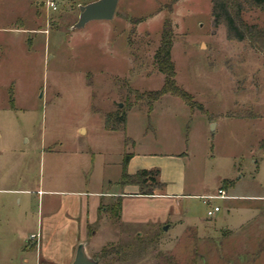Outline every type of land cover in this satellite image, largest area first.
Masks as SVG:
<instances>
[{"label": "rangeland", "instance_id": "1", "mask_svg": "<svg viewBox=\"0 0 264 264\" xmlns=\"http://www.w3.org/2000/svg\"><path fill=\"white\" fill-rule=\"evenodd\" d=\"M93 1L0 0V177L29 178L32 190L53 176L73 178L69 185L78 187L75 179L82 177L91 189L98 187L97 174L92 177L84 165L108 157L114 161L126 147L178 154L192 191L203 185L215 193L225 177L238 179L240 193L264 191L263 55L246 41L227 39L223 25H213L211 0H179L172 11L169 0H119L111 20L75 29L79 6ZM166 18L174 26L178 85L203 103L205 112L192 111L171 94L151 107L141 95L164 83L153 57ZM246 18L263 25L264 11H251ZM128 104L133 108L127 111V134L106 130L104 115ZM227 112L235 117L223 116ZM126 136L136 146L126 143ZM108 168L109 177H119V166ZM1 196L6 205L0 206V224L10 216L16 230L30 233L38 195L34 192L27 207ZM216 202L222 212L209 218L214 245L203 257L193 249L195 242L175 230L165 232V225L119 223V238L107 246L117 247L111 264H168L172 259L219 264L218 229L238 222L239 209L228 214L225 201ZM189 203L195 223L208 217L207 204ZM26 210L33 213L28 223ZM23 247L22 240L12 245L0 240V264H36L35 253Z\"/></svg>", "mask_w": 264, "mask_h": 264}, {"label": "crops", "instance_id": "2", "mask_svg": "<svg viewBox=\"0 0 264 264\" xmlns=\"http://www.w3.org/2000/svg\"><path fill=\"white\" fill-rule=\"evenodd\" d=\"M156 102L158 103V100ZM222 114L235 117L229 112ZM128 120L129 116H127L126 134ZM214 121L211 119V122ZM81 129H84L86 133L85 128L81 127ZM153 129L155 132L158 131V116ZM129 138L136 146L134 139L131 136ZM125 152L133 154L128 164L130 173L140 169L159 168L160 180L166 184L165 190L154 195H141L135 185L121 187L118 181ZM180 162V157L176 153H159L150 149L130 151L125 147L114 161L113 158L108 157L99 162L94 159L93 162H87L84 165L83 170L92 171V177L94 173L97 174L98 187L92 186L91 189L87 188V180L82 177L75 179L78 187L69 185L71 181H74L73 178L53 176L41 179L37 189L32 190L29 189V184L32 183L29 178H21L23 183L17 177L1 176V194L8 195L9 199H15L19 205L25 203L27 207L29 202L33 201L32 195L35 192L38 195L39 210L30 233L16 230L12 226L11 217L5 215L4 222L0 224V240L10 245L16 239L22 240L23 251L27 254L35 253L36 264H73L80 244H84L88 256L97 259V264H111V255L103 256L102 250L119 238L116 225L119 226V223L160 224L165 225V232L175 230L195 242L193 249H200L203 257L208 253L207 249L214 245V237L210 235L214 226L210 225L209 218L222 212V206L216 202L221 199L227 205L228 214L232 208H238L239 211L237 212L238 222L232 221L218 229L219 264H264V191L240 193L236 190L238 179L225 177L219 180L221 183L219 188L224 189L228 197L206 201L205 196L215 195L218 190L215 193H209L202 185L199 186L198 192L192 191L193 189L185 179L183 167L180 168ZM257 162L254 160L255 164ZM111 164L120 167L119 177H109L106 170ZM224 180H231V182L223 186ZM21 183L23 185H20ZM69 186L75 187L68 188ZM119 196L121 210L117 215L107 206L113 205V201ZM191 199H200L204 205H208L207 216L208 210L213 208V205L219 206L220 210L213 216L201 218L200 223H195L193 216L190 215L189 200ZM1 205H6L5 196L0 197ZM23 213L28 223L33 213L28 210ZM33 234L36 235L35 238L31 237ZM6 258L11 259L9 255ZM24 262L27 263L28 258H24Z\"/></svg>", "mask_w": 264, "mask_h": 264}, {"label": "trees", "instance_id": "3", "mask_svg": "<svg viewBox=\"0 0 264 264\" xmlns=\"http://www.w3.org/2000/svg\"><path fill=\"white\" fill-rule=\"evenodd\" d=\"M179 0H169L168 7L173 10L174 5ZM213 25H223L225 27L226 37L229 40L243 42L255 51L261 53L264 57V24L257 21H248L246 14L251 11H264V0H211ZM133 31V30H132ZM175 32L171 18H166L162 25L159 45L154 53L153 64L155 68L164 75V83L158 90H149L141 95L146 98L149 106L165 94L178 96L190 106L191 110L199 109L205 112L202 103L197 101L194 96L178 85L176 80V68L172 59V48L174 45ZM132 90V89H131ZM133 91V90H132ZM137 94L138 91H135ZM133 107L128 104L127 107L117 108L114 111L104 115V126L109 131H125L127 125V111ZM126 143L133 142L128 136L125 137ZM132 153L125 152L122 160V172L118 184L121 187L126 185H135L138 187L141 195H154L157 192L165 190L166 184L160 180V169H140L135 173H130L128 164ZM231 180H224L222 185L230 183ZM119 215L121 210V197L116 198V203L107 206ZM117 247H104L102 255H111ZM171 259V258H170ZM168 264H179L175 259Z\"/></svg>", "mask_w": 264, "mask_h": 264}, {"label": "water", "instance_id": "4", "mask_svg": "<svg viewBox=\"0 0 264 264\" xmlns=\"http://www.w3.org/2000/svg\"><path fill=\"white\" fill-rule=\"evenodd\" d=\"M119 0H96L80 5V15L74 28H82L92 20H111L114 17ZM97 259L88 256L84 244H80L73 264H97Z\"/></svg>", "mask_w": 264, "mask_h": 264}, {"label": "built area", "instance_id": "5", "mask_svg": "<svg viewBox=\"0 0 264 264\" xmlns=\"http://www.w3.org/2000/svg\"><path fill=\"white\" fill-rule=\"evenodd\" d=\"M50 4L53 5V2H50ZM219 197H221V198H227L228 197L226 191L224 189H222V188H219L215 195L205 196L204 200L210 201V200H212L214 198H219ZM219 210H220L219 206H214L213 208L208 210V216H213ZM31 237L35 238L36 235L33 234Z\"/></svg>", "mask_w": 264, "mask_h": 264}]
</instances>
